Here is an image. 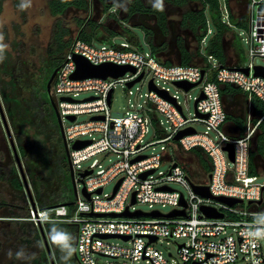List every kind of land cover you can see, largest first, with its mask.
Wrapping results in <instances>:
<instances>
[{"label": "built area", "instance_id": "1", "mask_svg": "<svg viewBox=\"0 0 264 264\" xmlns=\"http://www.w3.org/2000/svg\"><path fill=\"white\" fill-rule=\"evenodd\" d=\"M247 16L248 59L236 65L222 66L211 56L199 64H168L151 49L145 50L128 39L116 44L114 37L100 47L74 39L55 76L52 94L70 148L76 199L71 210L61 203L47 207L36 205V210L30 207L24 220L36 227L47 223L76 226L75 251L80 264H264V184L257 182L258 175L250 173L253 140L264 116L255 123L249 119L242 136H229L224 130L227 113L221 94V87L231 84L249 98L256 97L264 102V78L255 75V67L259 66L255 60L264 61V0H248ZM224 18L228 21L226 11ZM205 42L204 39L202 44ZM75 56H82L93 65L130 66L135 73L126 72L116 79H73ZM260 67L264 69V66ZM246 68L248 74L243 71ZM141 74L140 81L132 87L127 86ZM150 81L174 101L150 89ZM177 81L198 83L201 89L195 99L193 114L185 113L178 97L170 94L165 86ZM143 82H147L148 92L143 96L136 95V103H130V109L123 116L113 118L110 110L114 88L120 84L127 89V95L132 96V88ZM180 90L185 94L190 91ZM87 92L91 95L76 99ZM201 95L203 98L199 99ZM70 115L75 116L74 121L67 119ZM80 115H86L88 119L79 122ZM188 128L194 133L175 139ZM151 130L153 141L146 142ZM76 141L90 143L73 150L71 146ZM229 144L233 146V160L225 150ZM154 145H160L158 152H154ZM150 147L153 151L147 153ZM194 149L204 152L209 160L208 170L191 153ZM99 155L102 159L97 158ZM110 157L115 159L111 161ZM107 158L110 164L104 165ZM136 158L141 159L134 161ZM83 163L89 165L83 168ZM163 163L168 165L166 171L159 170ZM85 171L91 173L82 178L81 173ZM149 171L153 172L141 177ZM120 180L115 194L114 189L110 194L103 192L105 185L115 182L116 186ZM190 182L207 186L213 197L234 198L242 203L229 206L202 197L193 191ZM173 184L182 186L185 191L175 189ZM83 188L90 194L88 199L82 193ZM98 189H101L100 193H97ZM133 194L135 203L131 202ZM138 203L147 205L151 209L148 212L161 213L154 207L168 205L172 208L170 212L184 211L185 215L172 218L88 215L120 214L126 209L135 212L139 210L134 207ZM203 206L223 217H206L201 211ZM104 235L117 236L115 238L124 244L112 243L110 238H103ZM151 238L155 240L151 241ZM169 239L182 240L177 245L176 257L170 253L166 257L154 246L160 240Z\"/></svg>", "mask_w": 264, "mask_h": 264}, {"label": "flooded vegetation", "instance_id": "2", "mask_svg": "<svg viewBox=\"0 0 264 264\" xmlns=\"http://www.w3.org/2000/svg\"><path fill=\"white\" fill-rule=\"evenodd\" d=\"M49 1H46L45 8L48 10L49 15L55 19V25L51 40L45 48L46 53L42 54L40 59L35 61L31 58H25L24 46L26 42L24 40L17 41L14 38L9 40L7 33L5 36L7 39L4 41L6 44L4 42L0 44L4 46L0 48V95L6 109L8 117L6 119L11 124L18 157L19 159L22 158L35 199L39 195L49 193L45 189L47 185L43 187L42 181L37 177L38 169L44 170L45 166L50 165L54 167L53 172H56L58 169L57 160H60V164H63L62 159L65 160V157L62 156L65 155L63 143L62 140L58 139H61L59 127L49 100L48 103L51 110H53V114L48 112L40 114L39 108H35L28 103L32 102V93H39L43 83H45L46 91L47 81L52 74L44 82V77L48 73L47 68L52 67L49 64L50 56L47 54V49L58 24L66 31L63 37L64 43L70 44L82 32L87 31L90 20L98 23L97 37L102 39H108L114 34L115 37L126 36L122 33L133 35L132 29L138 28L143 32L145 42H150L151 45L147 44L148 48L153 47V51H151L160 60L169 64L183 62L185 54H192L196 61H202L197 52L199 51V40L204 33V29L199 22V13L205 12V10L199 0H82L81 2H84V4L80 6L69 4L64 12L59 15H53L50 12ZM158 4L162 6L157 7ZM221 11L223 18L226 11L228 21L229 15L234 16L230 0L221 3ZM69 15L72 16L70 26L63 24L61 21ZM98 16L102 17L97 19ZM156 27L158 32L153 30ZM207 30L210 32L208 34L207 31L202 41L204 39L206 41L207 36L212 33L209 24ZM226 42L223 39L225 50ZM233 42L234 38L229 43L230 47H232ZM201 46L203 49V44ZM67 50L68 48L63 49L61 53L56 55L57 58H60L61 55L64 57ZM230 50L232 53V48ZM226 52L228 51L226 50ZM62 62L63 59L58 66H53V71L59 68ZM34 67H37L36 71H32ZM26 72L30 77L27 83L24 76ZM247 97L241 90L234 95H224L225 106L235 116L233 118L227 115L229 118L226 122L235 123L234 120L236 121L235 132L237 135L247 126L248 116H255L251 100ZM263 135L264 121L255 132V141ZM2 150L3 152L0 155V180L2 181V187L10 194L6 197L0 194V264H51L39 228L26 220L9 219L10 213L7 205L9 203L14 204L19 198H25V194L24 191H16L8 184V173L12 168H15L17 172L18 170L12 148V154L8 151V147ZM196 159L198 160L197 157ZM259 163L261 164L260 168L263 169L264 165L261 158ZM49 171L51 172V168H49ZM1 175H5L4 179H1ZM61 175L63 174L61 173ZM49 178L50 176H47L46 181ZM44 233L55 264H80L75 251L76 226L71 224L54 227L44 225ZM62 244H68L72 249L71 256L67 260L63 258L67 250L61 247Z\"/></svg>", "mask_w": 264, "mask_h": 264}, {"label": "rangeland", "instance_id": "3", "mask_svg": "<svg viewBox=\"0 0 264 264\" xmlns=\"http://www.w3.org/2000/svg\"><path fill=\"white\" fill-rule=\"evenodd\" d=\"M46 1L47 0H2L1 5H0L1 7L0 9V44H2L5 41V39H7L5 38L6 33H7L9 40H12L14 38V39H17V41L24 40L26 42V45L24 46L26 57L29 56L28 58H31V60H35V61L40 59L42 54L44 55L46 53L45 48L47 44L49 43V41L51 40L53 28L55 25V19L49 15L48 10L45 8ZM220 1L222 4L224 3V0H220ZM22 4H25L27 6L21 7ZM230 6H231L235 19H238L241 16L246 15L247 0H230ZM71 17L72 16L69 15L67 18H63L61 20L62 23L70 26V22L72 23ZM101 17L102 16H98L97 19H100ZM248 28H249L248 23H247L246 28H238L235 26L232 27V31H234L237 35V40H236L237 44H239V46L241 47L243 61H246L248 59L247 57L248 45L246 43V40L249 37ZM234 32H230L227 35L226 50L228 51V54L230 56H231V50H230L229 43L231 42V40H233ZM132 33L134 37H137V41L139 45L143 47V49L148 50V46L146 45L145 40H144L143 32L138 28H133ZM212 36H213V33L207 36V40L205 44H203L202 52L205 53V47L209 45ZM127 39L128 38L126 36H117L116 38H114V42L116 44H119ZM91 43L95 45L96 47H100L102 45L107 44V42L99 41L97 39H93ZM255 64L259 66H264V61L260 59H256ZM36 69L37 67H34L32 71H36ZM165 86L169 88L170 94L178 97V101L182 105L185 113H188V112L190 114L194 113L195 99L199 96L201 92V89L199 86L194 87L187 94H185L184 92H182V90L178 89L176 86L172 84H166ZM132 91H133V95L128 96L127 89L124 88L122 85L119 84L114 88L112 106L110 110V114L113 118L123 116L126 113V111L130 109V103H136V99H137L136 95L141 94L143 96L148 92L147 82H143L141 84L135 85L132 88ZM89 95H91V93L89 92L82 93L76 99L82 100L88 97ZM142 99L139 101L142 102ZM0 100H1L4 113L7 117L6 109L1 99V95H0ZM128 100H130V102ZM158 117L162 119L164 122V119L162 116L159 115ZM87 119H88V116L86 115H80L77 118L79 122L85 121ZM7 121H8L10 130L13 135L11 124L9 123L8 119ZM65 123L67 124L68 122H65ZM164 125L165 127L168 126L165 122H164ZM199 130L201 129L199 128ZM150 141H153V131L152 130L146 136V142H150ZM5 147H8V151L10 152V154H12L11 147L8 142V139H7V136H6V133L3 128L1 118H0V155H1V152H3L2 149L3 148L5 149ZM154 147H155L154 152H158L160 145H154ZM152 151H153V147H150L147 150V153H150ZM97 158L102 159V155H99ZM110 158H111V161L115 159L114 157H110ZM21 159L22 158H20V161L23 166V170L25 171L23 161ZM109 164H110V161L107 158L104 161V165H109ZM88 165H89L88 163H83L82 167L86 168ZM61 167H62V164H60V160L58 159L57 160L58 169L57 168H56L57 170L55 169L56 172H53L54 167L50 165L47 167L45 166L44 170L38 169L37 177L42 181L43 187L44 185H47V188L45 189L49 193H52L53 191L55 192L56 190L58 191V193H60V191H63V194L66 195L64 199L70 202H74L76 197L73 191L70 178H68V176H63L60 174L58 170L61 169ZM49 168H51V172L49 171ZM167 168H168L167 163H163L161 167L159 168V170L166 171ZM25 175H26L28 184L30 186V189L32 191L33 198L35 199V196L33 194V189L30 184L31 182L29 181L26 172H25ZM257 175H258L257 182L264 184V173L259 172ZM47 176L48 177L50 176V178L46 181ZM114 186H115V182L108 183L107 185H105L103 192L106 194L112 193ZM172 187L182 192L185 191V189L178 184H173ZM79 188L81 189V187ZM0 194L1 195L3 194L5 197L7 195L9 196L10 194L7 190H5L2 187L1 180H0ZM134 207L136 209H139L145 212H148L151 210L147 205H143L139 203L136 204ZM154 208L160 210L161 213L163 214L170 212L172 209L171 206H168V205L164 207H162L161 205H157ZM109 241L115 244H119V245L124 244L120 239H117V238H110ZM181 242H182L181 239L180 240H177V239L160 240L156 242L154 246L164 256L168 257L170 253L176 257L177 248H178L177 245L181 244Z\"/></svg>", "mask_w": 264, "mask_h": 264}, {"label": "trees", "instance_id": "4", "mask_svg": "<svg viewBox=\"0 0 264 264\" xmlns=\"http://www.w3.org/2000/svg\"><path fill=\"white\" fill-rule=\"evenodd\" d=\"M1 1L2 0H0V5H1ZM81 1L82 0H73V1L71 0L70 1L69 0H50L49 1L50 12L53 15L62 14L69 4H75V5L80 6L81 4H84V2H81ZM182 1H186V0H182ZM199 1L202 3L205 12L199 13V16H200L199 22L202 25V28L204 29V33L201 35V38L199 40V51L197 52V55H199L204 61H207L208 57L211 56L222 66L227 65L229 63H233L234 65H236V64L243 62L241 47L239 46V44H237V41H236L237 35L234 31H232V27L235 26L238 28H246L247 23H248L247 12H246V15H243L238 19H235L234 16L231 14L229 15V21L226 22L222 16L220 0H199ZM224 1L226 3L228 0H224ZM247 3H248V0H247ZM208 24L210 28L212 29L213 36L210 40L209 45L205 47V53H204L202 52L201 44H202V39L207 34ZM97 29H98V23L96 21L90 20L89 25L87 26V31L82 32L78 36V39L85 41L87 43H90V44H92L91 42L93 39H97L99 41L108 43L111 38L116 36L114 34L108 39L99 38L97 37ZM65 32L66 31L62 28V26L58 24L55 29L53 39L50 42L48 49H47V54L50 56L49 64H51L52 67L47 68L48 73L44 77V82H46L49 75L53 72V68H54L53 66H58L59 62L62 61V59L64 58L63 55H61L60 58L59 57L57 58L56 55L61 53L63 49L69 48L70 43H64L63 41ZM230 32H234V35H233L234 42L232 43V46L235 49V56H236L234 60L229 59L226 53V50L223 47V39H225V42H226V37ZM122 34L126 35V37L128 38L129 41H131V43L135 45L136 44L139 45L137 38H135L133 35H130L128 33H122ZM145 43L146 45L147 44L151 45L149 41H146ZM150 49L153 51V47ZM196 62L198 61L194 59L192 54H185L183 62H181L180 64L190 65ZM24 76H25V82L27 83L30 77L27 72ZM44 84L45 83L41 85L40 87L41 89L39 93L38 92L32 93L33 94L32 102H28V103L32 104V106H34L35 108L36 107L39 108V110L41 111L40 114L43 112L44 113L48 112V113L53 114V110H51L50 105L48 103V98L46 96ZM239 91L240 90L238 88L234 87L231 84H224L221 87V94L223 96L224 95H234L235 93ZM245 96L247 97V94H245ZM250 100H251L252 106L255 111V116H253L251 120L253 123H255L257 122L259 118L264 116V102H262L256 97H251ZM46 106L47 108H45ZM227 118H229V116ZM234 122L236 124L235 120ZM262 122L259 124L258 127L261 126ZM245 129H246V126L241 130L240 136L244 134ZM58 139L61 140L60 138ZM191 153L198 158V160L203 165L205 170L209 169L210 167L209 160L207 159V157L205 156L202 150L194 149L191 151ZM256 155H258L262 159L263 165H264V135L256 139L255 144H254V152L251 151L250 153V173L252 175L258 174L255 168V165L253 164V157ZM62 156L65 157V155H62ZM62 163H63L62 167L61 169H59L60 174L62 173L63 176L64 174H66V176L70 178L66 160L62 159ZM263 173H264V166H263ZM4 177L5 175H1V179H4ZM8 184L10 185V187L14 188L16 191L17 190L22 191V192L24 191L20 177L15 168H12L11 171L8 173ZM65 196L66 195L63 194V191H60V193H58L57 190L55 192L53 191L52 193H47L45 195H39V197L36 198V205L40 207H47L53 204L61 203V204H66L67 206H69L71 210V205L73 204V202L65 200L64 199ZM7 206L9 207L8 211L10 213V216H9L10 218L20 219L23 221L29 215L30 205L26 199V196L23 199L19 198V200L15 202L14 204L9 203ZM45 225L54 227V226H61L63 225V223H47Z\"/></svg>", "mask_w": 264, "mask_h": 264}, {"label": "water", "instance_id": "5", "mask_svg": "<svg viewBox=\"0 0 264 264\" xmlns=\"http://www.w3.org/2000/svg\"><path fill=\"white\" fill-rule=\"evenodd\" d=\"M153 30L155 32H158L157 27L153 28ZM74 61H75V64H76V70H75L74 74L72 75L73 79H85V78L106 79L108 77L116 79L118 77L123 76L126 72L135 73V69L130 67V66L114 65V64H110V63L100 64V65H93V64L89 63L82 56H75L74 57ZM177 64H179V63H177ZM192 64H196V63H192ZM58 70H59V68H56L52 72L50 78L47 81V84H46V95H47V98H48V100H49V102H50V104H51V106H52V108L54 110V114L56 116V121H57V124H58V127H59V132H60V137H61V140H62V143H63V147H64V151H65V160H66L67 165H68L69 177H70V181H71V184H72V187H73V191H74V194H75V197H76V185H75V181H74V174H73L72 164H71V161H70V148H69V146H68V144H67V142L65 140L62 120H61L60 114L58 112L56 102H55L54 98L52 97V92H51V85H52V83H53V81L55 79V76H56ZM243 71L246 74H248V69L247 68L243 69ZM201 73H202V76H203L204 75V71L202 70ZM255 75L264 78V69L262 67H260V66L255 67ZM142 76H143L142 74L139 75L135 80L129 82L127 84V86L128 87H132L136 82L141 80ZM174 85L177 88L183 89L184 91H188V90L192 89L193 87H196L198 85V83L189 84V83H186V82L177 81V82H174ZM234 87H236V86H234ZM149 88L152 89V90H156L163 97L174 101L168 95V93L166 91L158 90L154 86L152 81L149 82ZM111 96H112V91H110L109 94H108V103L109 104L111 102ZM201 98H203V95H201L199 99H201ZM61 100L71 101V99H69V98H61ZM223 104H224V109H225L227 115L233 116L230 113V111L228 110V108L225 106L224 98H223ZM204 117H207V115H204ZM0 118H1V121H2L3 128L5 130L8 142L10 144V147L13 150V155L15 157L17 170H18L20 179H21L22 184H23V188H24V192H25V195H26V199H27L31 209L32 210H36V201L33 198L32 191L30 189V186L28 184V181H27V178H26V175H25V171L23 170V166H22L21 161H20V159L18 157V154H17V151H16V146H15V143H14V139H13V136H12V133H11L10 127L8 125V122H7V119H6V116H5V113L3 111L1 103H0ZM67 119L69 121H74L75 120V116L70 115V116L67 117ZM191 133H194V130L192 128L185 129V130L181 131L179 134H177L175 136V139L177 140L180 137H182L183 135H187V134H191ZM236 137H238V136H236ZM89 143H90V141H76L71 146V149L77 150V149L85 147ZM254 144H255V139L253 140L252 152H254ZM225 150L229 153L230 159L233 160V146L229 144L226 147ZM139 159H141V158H136L134 161L139 160ZM258 160H259L258 155L253 157V164L256 167H258ZM152 172L153 171H149V172L143 173L141 175V177L145 178L148 174H150ZM90 173H91V171H85V172L81 173V177L84 178L85 176L89 175ZM120 183H121V180L116 184V186L114 188V191H113V194H115V192H116L118 186L120 185ZM190 185H191L193 191L196 194H198V195H200L202 197L211 198V199H214L216 201L223 202V203H225V204H227L229 206H233L236 203H242L241 200L234 199V198H228V197H223V196L213 197V196H211L207 186H199V185H196V184H194L192 182H190ZM263 190H264V186H263ZM100 192H101V189H98L97 193H100ZM82 193L84 194V196L87 199L90 197V194L86 192L85 188L82 189ZM131 202L135 203L134 194L132 195V201ZM261 203H262V200L258 202V204H261ZM182 204H184V202H182ZM248 204H250V202H248ZM201 211L206 217H209V218H222L223 217V215L221 213H218V212H216L215 210H213L212 208H209V207H204L203 206L201 208ZM88 215L89 216H110V217H117V216L118 217L146 216V217H168V218H172V217H176V216H184L185 214H184V211H175V210L170 212V213H167V214H162V213H160L158 211H152V212L146 213V212H142L140 210H137L135 212H130V211H128V209H126L124 212H122L120 214H115V213H109V214L89 213ZM38 228H39L41 236L43 238L44 246H45L46 251L48 253V257H49L50 263L51 264H55L54 259H53L52 255H51V251H50L49 246H48V242H47L45 233H44V225H42V224L40 225L39 224ZM102 237L107 239V238H115L117 236L104 235ZM124 239L127 240L128 238L124 237ZM154 240H155L154 238H151V241H154Z\"/></svg>", "mask_w": 264, "mask_h": 264}, {"label": "crops", "instance_id": "6", "mask_svg": "<svg viewBox=\"0 0 264 264\" xmlns=\"http://www.w3.org/2000/svg\"><path fill=\"white\" fill-rule=\"evenodd\" d=\"M230 48H232L231 56L228 54V52H226V53H227V55H228V57H229L230 60H231V59L234 60V58H236V56H235V49H234L233 46L230 47ZM28 57H29V56H27V57L25 56V58H28ZM199 63H201V61L196 62V64H199ZM223 98H224V96H223ZM229 111H230V110H229ZM230 113H231V112H230ZM232 115H233V114H232ZM232 117L235 118V116H232ZM252 117H253V116L250 115V116H248V119H252ZM235 129H236V125H235V123H232V122H226V125H225L224 130H225V132H226L229 136H231V137L240 136V134H239V135L236 134ZM258 157H259V156H258ZM259 159H260V157H259ZM260 166H261V164L259 163V160H258V167L255 166L257 173H259V172H263V169H261ZM9 219H14V218H9Z\"/></svg>", "mask_w": 264, "mask_h": 264}, {"label": "clouds", "instance_id": "7", "mask_svg": "<svg viewBox=\"0 0 264 264\" xmlns=\"http://www.w3.org/2000/svg\"><path fill=\"white\" fill-rule=\"evenodd\" d=\"M26 6H27V5H25V4H22V5H21V7H26ZM161 6H162V5H160V4L157 5V7H161ZM3 47H4L3 45H0V48H3ZM61 247H62L63 249H66V250H67V251H66V255L63 257L65 260H67L68 257L71 256V252H72L71 246L68 245V244H62ZM18 255H19V253H18Z\"/></svg>", "mask_w": 264, "mask_h": 264}]
</instances>
